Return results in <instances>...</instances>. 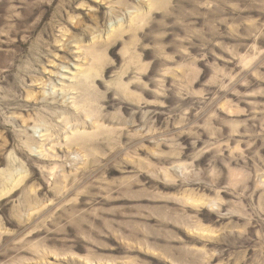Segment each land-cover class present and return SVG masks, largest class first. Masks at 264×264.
Wrapping results in <instances>:
<instances>
[{"label": "rangeland", "instance_id": "rangeland-1", "mask_svg": "<svg viewBox=\"0 0 264 264\" xmlns=\"http://www.w3.org/2000/svg\"><path fill=\"white\" fill-rule=\"evenodd\" d=\"M0 264H264V0H0Z\"/></svg>", "mask_w": 264, "mask_h": 264}, {"label": "bare ground", "instance_id": "bare-ground-1", "mask_svg": "<svg viewBox=\"0 0 264 264\" xmlns=\"http://www.w3.org/2000/svg\"><path fill=\"white\" fill-rule=\"evenodd\" d=\"M66 35V34H65ZM63 75V74H62Z\"/></svg>", "mask_w": 264, "mask_h": 264}]
</instances>
